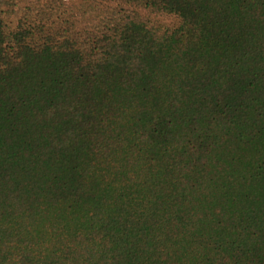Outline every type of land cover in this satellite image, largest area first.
Returning a JSON list of instances; mask_svg holds the SVG:
<instances>
[{
    "label": "trees",
    "instance_id": "trees-1",
    "mask_svg": "<svg viewBox=\"0 0 264 264\" xmlns=\"http://www.w3.org/2000/svg\"><path fill=\"white\" fill-rule=\"evenodd\" d=\"M0 264H264V0H0Z\"/></svg>",
    "mask_w": 264,
    "mask_h": 264
}]
</instances>
